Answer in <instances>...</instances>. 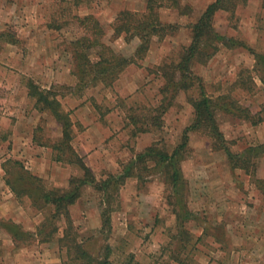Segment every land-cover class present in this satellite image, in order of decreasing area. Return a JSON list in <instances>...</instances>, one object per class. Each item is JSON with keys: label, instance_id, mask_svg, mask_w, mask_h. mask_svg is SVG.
Masks as SVG:
<instances>
[{"label": "rangeland", "instance_id": "rangeland-1", "mask_svg": "<svg viewBox=\"0 0 264 264\" xmlns=\"http://www.w3.org/2000/svg\"><path fill=\"white\" fill-rule=\"evenodd\" d=\"M145 1L0 0V264H22L23 253H31L28 264H51L54 255L61 264H73L75 256V242H59L64 219L49 224L54 208L43 207L40 195L66 190L68 181L83 172L75 156L59 144L60 125L48 112H39L28 96V80L51 90L69 114V146L82 162L76 152L82 138L89 145L80 155L100 149L96 162L87 161L97 181L122 173L143 151L135 147L152 144L172 152L193 121L191 102L199 98L198 84L216 106L214 119L231 152L258 145L243 121L246 116L264 118V68L254 72L250 58L253 47L264 46V1L259 0L251 16L243 11L247 0H237L233 13L215 14L214 30L236 43L230 49L219 45L207 62H195L191 71L198 80L192 79L193 86L173 99L172 92L160 94L163 75L189 45L190 27L204 0H178V9L164 5L154 10L157 21L174 27L162 39L153 37L147 51L136 53L138 39L114 38L111 27L121 11L142 14ZM88 15L103 26L101 43L132 60L107 88L80 84L74 76L71 43L88 32L76 18ZM248 16L257 34L250 33ZM168 104L162 114L160 106ZM86 126L93 127L88 132ZM211 144L203 132L190 133L180 165L181 200L192 214L184 225L187 235L178 236L169 203L175 196L164 176L150 169L140 173L141 180L127 179L119 189L107 234L99 233L100 194L83 187L68 209L70 238L95 258L110 246L111 264H264V179L232 171L225 154Z\"/></svg>", "mask_w": 264, "mask_h": 264}, {"label": "trees", "instance_id": "trees-1", "mask_svg": "<svg viewBox=\"0 0 264 264\" xmlns=\"http://www.w3.org/2000/svg\"><path fill=\"white\" fill-rule=\"evenodd\" d=\"M236 2L237 0H215V2L205 8L201 16L190 27L191 40L189 45L183 48L178 62L172 67L171 71L167 75H163L165 84L160 89V94L164 96L172 92L173 96L171 99H173L179 91H186L188 87L193 86L192 79L198 80L191 71L195 62H200L201 64L207 62L217 53L219 45L228 49L235 45L236 42L233 39L225 38L214 30L213 18L218 11L233 13L237 6ZM164 5L172 9H178L180 6L178 0H147L145 11L142 14L130 11L119 12L111 27L113 37H123L125 42L137 38L139 44L136 53L147 51L153 37L162 39L167 36L166 32L174 27L170 24H162L156 20L154 10ZM76 20H78L80 25H85L89 34L87 32L86 35L71 43L73 46L71 54L74 62V76L83 85L94 87L100 84L105 88L110 87L118 79L121 72L132 64V60L117 54L112 48L101 43L100 39L104 35V29L92 15L84 16L83 18L77 17ZM241 44L239 43L238 45ZM89 52L93 53L95 61L91 60ZM254 59V72H257V68L260 66L264 68V53L254 54ZM197 88L199 98L191 102L194 113L193 121L183 130L180 142L172 152L165 153L151 145L142 152L137 153L134 159L123 169L122 173L117 175L110 174L104 180L97 181L89 168L85 166L69 146L72 123L69 114L61 109L57 96L51 90H42L32 81H27L28 96L35 100V107L39 112H48L60 125L62 138L59 144L63 145L62 148L64 150L75 156L78 166L83 172L81 178H71L68 181L69 187L66 190H44L41 191L42 194L40 195L43 207L52 206L54 208L53 216L47 220L50 221L49 224L58 220L59 217L65 221V227L62 230L59 242L62 243L68 239L72 243L75 242V245L73 244L75 251L73 264H111L109 260L111 255L110 246L106 245L103 248V255L95 258L82 249L74 236L70 238L69 233L73 227L68 209L80 198L83 187L90 186L100 194L98 207L101 228L99 233L107 234L110 231V213L114 211L112 205L119 189L127 179L141 180L142 174L140 173L142 171L149 172L150 169H153L164 176L165 183L169 186L173 197L175 196V201L171 200L169 203L173 207L179 232L178 236L187 235L184 225L191 219L192 214L181 200L183 196L180 188L184 182L180 165L187 155L189 134L192 132H203L212 141V150L222 151L225 154L232 171L241 170L254 180L255 160L264 155V144L249 147L239 153L231 152L227 140H225L214 119L216 106L205 95L200 84L197 85ZM169 107L170 104L160 106L161 113L163 114ZM234 108L236 109L235 106ZM244 121L250 122L255 126L261 123L263 119L252 120V118L246 116ZM145 132H147L145 129L138 130V133ZM60 159L56 158V161L60 162ZM11 188L17 194V191L13 187ZM176 203H179L177 204L178 206ZM196 241H200V237Z\"/></svg>", "mask_w": 264, "mask_h": 264}, {"label": "crops", "instance_id": "crops-1", "mask_svg": "<svg viewBox=\"0 0 264 264\" xmlns=\"http://www.w3.org/2000/svg\"><path fill=\"white\" fill-rule=\"evenodd\" d=\"M147 1V0H146ZM146 1H145V3H144V11H145V6H146ZM213 2H215V0H204V6L203 7H201L200 9H199V13H197V17H196V19H198L200 16H201V14L203 13V11L205 10V8L208 6V5H210L211 3H213ZM258 7H259V0H247V3L245 4V6H243V11L245 10V12H247V14L249 15V16H251V12L253 11V12H257V9H258ZM134 10V9H133ZM135 11V10H134ZM136 12V11H135ZM222 12H224V11H218L217 13H222ZM248 16V18H247V21H248V25H249V31H250V33L251 34H257V29L255 30V29H250L251 28V26L252 27H254V24H252V19H249L250 17ZM254 18V17H253ZM253 23H254V21H253ZM254 46V45H253ZM253 50H254V52L253 53H251L252 55H251V63H252V67H254V65H255V59H254V54H261V53H264V46H263V48H261V50H260V48H256V47H253L252 48ZM254 113H256V112H254ZM253 113V115H255ZM245 123V124H244ZM90 126V125H89ZM89 126H86V128H87V131L89 132V131H91V129H92V127L93 126H91V127H89ZM243 126L244 127H249L250 129H251V131L253 132V136H254V138H255V140H256V143L258 144V145H262V144H264V118H263V121L261 122V123H259V124H257V125H255V126H253L250 122H244L243 121ZM221 131V130H220ZM222 133V132H221ZM224 136V135H223ZM226 140V139H225ZM77 144H78V147H79V150L80 149H84L85 147H87L89 144L86 142V138H82V141H81V143H78L77 142ZM152 144H147V145H144L143 146V148L142 147H135V149H136V151H142V150H144L145 148H147V147H149V146H151ZM82 147V148H81ZM78 149H76V152L78 153V155L80 156V157H83V162H85L86 164H85V166L86 167H88L89 168V170L90 171H92V168H91V166H88L87 165V161H89V162H96L97 161V159L98 158H100L101 157V154H100V149H95V148H92L91 150H88V151H86V152H83L81 155H80V153L78 152L79 151ZM227 163H228V161H227ZM228 165V167H229V164H227ZM230 168V167H229ZM114 172V171H113ZM112 172V173H113ZM255 179H259V180H261V179H264V158L262 159H258L257 160V162H256V170H255ZM73 206V205H72ZM71 206V207H72ZM99 219H100V216H99ZM100 227H101V221H100ZM30 254L31 253H26V254H22L23 255V259L21 260V262H22V264H28L29 263V261H30V258H29V256H30ZM133 254V253H132ZM134 255V254H133ZM16 257V256H15ZM52 257V261L51 262H49V263H51V264H61L60 262H59V260L58 259H56V258H58V257H56L55 258V255L54 256H51ZM154 264V263H153Z\"/></svg>", "mask_w": 264, "mask_h": 264}]
</instances>
